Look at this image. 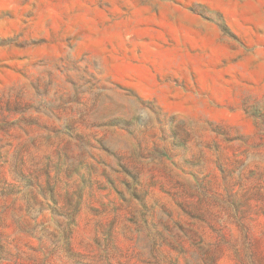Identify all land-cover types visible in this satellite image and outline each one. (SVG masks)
<instances>
[{
  "label": "rangeland",
  "instance_id": "rangeland-1",
  "mask_svg": "<svg viewBox=\"0 0 264 264\" xmlns=\"http://www.w3.org/2000/svg\"><path fill=\"white\" fill-rule=\"evenodd\" d=\"M0 264H264V0H0Z\"/></svg>",
  "mask_w": 264,
  "mask_h": 264
}]
</instances>
